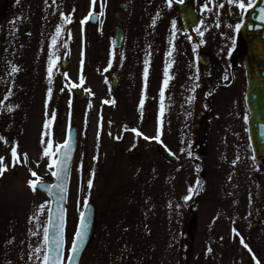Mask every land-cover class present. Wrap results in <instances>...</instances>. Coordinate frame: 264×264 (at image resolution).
I'll use <instances>...</instances> for the list:
<instances>
[{"label": "rangeland", "instance_id": "374dc122", "mask_svg": "<svg viewBox=\"0 0 264 264\" xmlns=\"http://www.w3.org/2000/svg\"><path fill=\"white\" fill-rule=\"evenodd\" d=\"M174 1L96 0L93 8L91 0H0V157L8 169L0 176V264H42L35 250H46L42 230L48 225L51 200L38 189L32 191L28 182L36 179L32 172L40 181H53L55 168L48 165L57 159L56 149L65 143L72 125L78 131V149L66 204L65 259L84 202L92 200L97 209L96 236L82 264H181L174 237L179 226L178 236L188 244L189 239L182 235L192 210L201 214L191 239L194 247L187 253L191 264H201V258H205L203 264H264V165L254 156L250 114L245 111L246 102L242 105L248 87L247 70L240 74L243 101L236 109L246 143L240 139L224 146L225 151L232 149L241 155L238 171L230 163L222 166L226 158H218L220 151L214 145L205 161V174L199 175L200 168L197 170L189 159L194 145H186L184 140L175 146L181 158L177 169L182 171L178 185L182 197L177 195L174 200V185L164 181L161 172L165 160L158 150L163 123L180 133L190 118L186 95L195 88L198 76L199 80L212 76L209 84L199 82L196 89L203 91L221 84V75H227L229 62L221 53V37L240 32L236 26H241L255 0H179L192 1L199 14L198 24L189 32L184 30ZM124 4L127 11L122 8ZM89 11L99 15L98 27L87 23ZM66 17L71 23H65ZM233 23L235 28H231ZM58 26L62 29L59 36ZM119 26L124 37L117 48L114 34ZM197 29L203 35L212 29L216 43L202 45ZM201 53L212 57L208 66L198 62ZM169 64L171 79L163 98L166 112L161 115L160 92ZM13 67L18 70L13 72ZM114 74L119 76L117 92L112 86ZM78 89L84 91L81 100L77 99ZM218 91L215 98L221 101ZM213 112V122L225 114L219 106ZM207 131L221 134L217 122L209 123ZM193 133L190 130V136ZM49 141L55 155L45 157L43 151ZM13 146L20 157L15 167ZM235 156L230 154V161ZM212 174L215 181L219 175L229 183L225 206L219 204L220 182L214 184L217 194L213 195V184L209 186ZM205 178L208 184L200 193ZM89 179L93 181L91 189ZM189 189H193L191 198L185 199ZM257 192H261L260 198ZM43 254L39 252V256Z\"/></svg>", "mask_w": 264, "mask_h": 264}, {"label": "flooded vegetation", "instance_id": "af4514ba", "mask_svg": "<svg viewBox=\"0 0 264 264\" xmlns=\"http://www.w3.org/2000/svg\"><path fill=\"white\" fill-rule=\"evenodd\" d=\"M256 1L257 0H255L253 2V5L249 8L246 16L243 18L241 26L238 29V30H240V32L238 34H235V35L232 32V34H230L226 37L225 36L221 37V41H222V43H220V46L222 47L221 53L226 55V59L229 62L228 69L226 70L227 75H225V74L221 75V80H220L221 84H218L217 86L212 85V86L208 87L206 90H203L205 92L197 90L196 88H198V84L201 80H202V82H204V80H205L206 84H209L212 80L211 79L212 76H210V75H206L205 79L203 77L200 80H199V76H198V82H197L195 88L189 90L187 92V95H186V102L191 109V116H190V118H188L187 123L184 124V126L181 128L180 133L173 132V130H171L172 128H170L169 126H165L164 123L162 125L164 130H163V132L161 131L162 145L160 148L162 149V151L171 153L173 156L171 159H168L167 157L161 155V157L165 160L164 161L165 163H163V164H165V166H164V169L162 170L161 173H162V175L164 174V176L166 177L165 178L163 176L164 181L166 183L169 184V182H168V180H169L170 183H173V185H174V188L172 189L173 190L172 195H174V200H176L177 195L178 196L181 195V197H182L181 189L178 187V185L181 181L182 171L177 169L179 167V165L181 164V158H180V155H178L176 150H175V146H181L182 141L185 140L186 145H188L190 143H191L190 145H194V149L191 150V152L189 154V159L192 162V164H194V166L197 168V170L200 168L198 171L199 175L205 174V169H206L205 161L207 158L209 159L210 148H212L214 145H216L220 151V153L218 152L219 155H217L218 158H220V160H222V159L225 160V158H226V160L222 163V166H224L225 163H230L232 165V168L237 169V166L240 163L241 155H239L236 152L234 153V151H232V149H228L229 151H227V150L225 151L224 146L228 147V145L230 143L235 142L236 140L241 139L243 141V138L241 136L242 135L241 134V127L242 126L240 125V121H242V120H240L239 114L236 113L237 106L239 104H242V101H243L242 96L239 95V83L241 82L240 81V78H241L240 74L242 71L243 72H244V70L246 71V69H245V53L247 52V44H246L245 39L242 36L241 28H242L243 22L247 18L250 10L252 9V7L256 3ZM198 21H199V14H198ZM197 24H198V22H197ZM195 26L192 27L189 31H191L193 28H195ZM232 27L235 28L234 23L232 24L231 28ZM214 35H215V33L212 29H207L206 33L200 37V39H201L200 43H201V41H203L201 43L202 45H204L206 47L212 46L214 43H216L215 40L213 39ZM211 60H212V57L208 54L201 53L198 56V62L204 66H208L209 63L211 62ZM117 77H118V86H117V89H118L119 88V76H118V74H117ZM217 88L219 91H221V94H219V95H221L223 97V98H221V99H223L221 101H217L215 98ZM231 88L232 89L235 88L234 93L231 92V90H232ZM117 89L115 92H117ZM202 89H204V88H202ZM199 99H200V103H199ZM245 99H246V96H245L243 104H242L243 107H244L245 102H246ZM219 102H221V103H219ZM191 105L195 106V108L193 109V107ZM216 106L223 107L225 110V114L223 115L222 118H217L216 121L213 122V117H214L213 115H215L213 111H214ZM164 111L166 112V109ZM245 111L249 112L248 108ZM196 119L199 121L195 122ZM216 122H217L218 133L219 134L221 133L219 136L218 135L216 136L213 133H210L207 131V129L209 128V123L211 125H213V124L216 125ZM249 127H250V115H249ZM169 130H171V131H169ZM190 130L195 132L191 136H190ZM190 139H191V141H190ZM243 142L246 143L245 140ZM185 144H184V146H185ZM168 145L170 147L166 148V146H168ZM230 154H232L234 156L236 154V156H235L236 158L234 161H230L231 160ZM222 166H220V167H222ZM223 169H224V167H223ZM236 171H238V169ZM210 172L211 171L208 169L207 173L210 174ZM234 173H236V172H234ZM211 177H212V179H209V186L211 184H213V188L215 190V192H213V195L217 194L216 193V186H214V184L216 183V181H219L221 184V186L219 188V195L220 196L222 195V198H220L222 200H220L219 204L223 203V206H225V201L228 199V196L226 193V189H227L226 185L229 186V183H226L228 181L224 182L220 178L219 175L217 176L216 181L214 180L215 174H212ZM233 180H234V178H233ZM211 181H212V183H210ZM207 184H208L207 178H205L202 182V189L200 190V193L203 191L204 186L207 187ZM261 195H262L261 192L256 193V196L258 198H260ZM211 198L213 199V196ZM194 204L196 205L198 203L195 202ZM174 213H175V218H177V211L174 210ZM192 214H195L194 228H193V231L190 234H188L187 230H186L187 229V223H188V220ZM200 214H201V212L198 213V211L196 212V211L192 210L191 213L189 214L187 220H186V225H185V229H184L185 235L183 234L182 236H185V238L189 239L188 244H185L183 242L184 239L182 240L179 238V236H178L179 226L177 228L174 240H175V247H176V249L178 247V252H179V256L177 259L181 262V264H191V262L188 260L187 253L189 251H192V246L194 247V245H193L194 242L191 243V239H193L194 233L196 231L195 229H197V226H198L197 220L200 219ZM182 222H183V216L179 218V225H182ZM255 226H258V225H255ZM204 259L205 258H201V261H202L201 264L205 263Z\"/></svg>", "mask_w": 264, "mask_h": 264}, {"label": "water", "instance_id": "95a60500", "mask_svg": "<svg viewBox=\"0 0 264 264\" xmlns=\"http://www.w3.org/2000/svg\"><path fill=\"white\" fill-rule=\"evenodd\" d=\"M174 8L180 12L183 20L184 29L189 31L198 22V13L196 11L195 4L192 1H174ZM124 11L128 10V5H122ZM88 24L92 27H98L100 24V17L97 13L93 12V16L88 18ZM242 36L247 44V52L245 53V67L247 70L248 87L246 93V103L250 112V128L249 135L250 141L253 148L255 158L259 163L264 165V0H257L252 9L250 10L247 18L243 22L241 28ZM124 37V30L121 26L117 27L114 34V44L117 48L122 45ZM87 45H84L86 50ZM67 62L64 61L63 66L66 67ZM113 91L115 92L118 86V77L116 74L112 77ZM84 96V91L81 89L77 90V99L81 100ZM71 139L72 148L69 153L68 159V171L64 175L62 181L65 191L61 193L58 189L53 188L51 192L45 189V186L55 185L60 183L56 177L53 176L52 182H43L37 187V189L48 196L51 200L49 208V217L53 223H58L61 212L63 213V247L61 264H82L81 260L88 249L90 244L93 242L96 236L97 228V209L94 201L90 200L87 202V208H83L87 223V233L83 244L81 245L80 251L75 254V259L70 261L68 258L73 253L71 249L69 256L65 259L66 254V226H67V210L66 204L68 200V191L71 178L72 164L75 154L78 149V131L75 125H72L67 131L66 140ZM66 142V141H65ZM161 155L172 158V154L162 151L158 148ZM60 153L57 159H59ZM56 171V169H55ZM195 214H192L187 223V233L190 234L194 228ZM80 222V219H79ZM79 222L77 229L79 227ZM48 226V225H47ZM76 229V231H77ZM55 232L54 227H50V234ZM75 236V235H74ZM74 240V238H73ZM73 243V242H72ZM54 247V246H52ZM72 247V245H71Z\"/></svg>", "mask_w": 264, "mask_h": 264}, {"label": "snow or ice", "instance_id": "6c2138e0", "mask_svg": "<svg viewBox=\"0 0 264 264\" xmlns=\"http://www.w3.org/2000/svg\"><path fill=\"white\" fill-rule=\"evenodd\" d=\"M17 2H19V0H17ZM55 2V0H54ZM229 2H232V0H229ZM92 6L94 8L95 4H96V0H91ZM249 6H251V4H249ZM239 7L243 8L244 4H240ZM101 15L103 14V11H101L100 13ZM93 16V12L89 11L88 17L91 18ZM65 19V23H71V19L70 17H66ZM85 21H82L81 23H84ZM155 23V21H153V24ZM237 30L239 29V25L236 26ZM173 28H175V22H173ZM61 27H57L56 28V35L59 36L61 34ZM197 32L202 36L203 32H200L199 29H197ZM56 40L55 37L53 38V44H55ZM203 41H201L202 43ZM195 50V47H194ZM169 56H171V52L168 53ZM168 67H171V64H169L164 71V82H163V88L161 89L160 92V97H161V115H163L164 112V89L167 88L168 86V81L171 79V77L169 76L168 73ZM18 69H16L15 67H13L12 71L15 72ZM52 71H53V62H50L49 64V68H48V78L49 81H51V77H52ZM147 77H148V66H147V61L145 63V69H144V79L145 81H147ZM227 78V77H226ZM83 81H81L82 83ZM73 87H76V85H73ZM49 95H51V90H49ZM105 103H107V101H105ZM143 104L144 101L143 99L140 102V109H143ZM53 118H54V114H53ZM51 123V121H49L48 123H46L44 125V127L47 129L49 127V124ZM133 131H136L135 129H133ZM137 135H140L139 132H137ZM3 138L0 137V140H2ZM145 139H148V137H145ZM53 145L51 143V141H49L47 143V146L44 148L43 151V155L45 157H52L55 155V153L53 151H51ZM72 148V141L71 139L66 140V142L63 145H60L57 149H56V153H60L59 159H54L51 161V163H49L48 167L49 168H55L56 171L52 172V175L54 177H56V179L58 181H61L60 183H57L55 185H49V186H45V189L48 192H51L53 190V188L58 189L61 193H63L65 191L64 189V185L62 183L63 179H64V175L67 173L68 171V159H69V153L71 151ZM11 155L13 158V167H15V165L17 163L20 162V157L18 156L17 153V149L16 146L12 147V151H11ZM24 160L27 161V154H24ZM7 166H5L4 164V158L0 157V176H3L5 174V172L7 171ZM31 175L33 177H36L35 180H30L28 182L29 187L31 188L32 191H36L37 187L41 184L39 178L37 177L35 172H32ZM93 187V181L92 179L88 180V188L91 189ZM193 191V189H189L190 195L188 197H185V199H190L191 198V192ZM87 201L84 202V207L87 208ZM43 206H41V210H42ZM50 227H54L55 228V232L50 234ZM43 238H44V243H45V247L46 250H42V249H37L35 250L37 252V258L41 259L42 264H61V257H62V247H63V213L61 212V216L59 219L58 223H53L51 216L49 217V221H48V226L43 227ZM87 233V223H86V217H85V213L81 212L80 213V222H79V227L75 233L74 236V240L72 243V247H71V252L73 253L72 256H69V260L73 261L75 259V254L78 253L80 251L81 245L83 244V241L85 239ZM241 243H243V240L241 241ZM54 246V247H52ZM245 247H247V245H244ZM40 251H44V254L42 256H39V252ZM210 251V250H209ZM31 258V257H30Z\"/></svg>", "mask_w": 264, "mask_h": 264}]
</instances>
